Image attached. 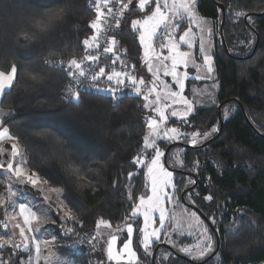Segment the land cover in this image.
I'll list each match as a JSON object with an SVG mask.
<instances>
[{
    "label": "trees",
    "instance_id": "1",
    "mask_svg": "<svg viewBox=\"0 0 264 264\" xmlns=\"http://www.w3.org/2000/svg\"><path fill=\"white\" fill-rule=\"evenodd\" d=\"M59 9H64L61 19L52 22L46 35H37L27 46L13 42L21 21L35 24L43 14ZM197 11L213 21L218 34L213 50L215 91L209 81L188 82L187 95L195 101V110L181 129L209 132L215 126L220 130L219 105L224 108L233 103L237 111L227 119L223 117L222 132L211 142L204 144L218 132L195 146L176 143L173 147L185 146L184 166L180 169L191 172L195 184L187 185L188 173H174L175 181L180 182L179 195L182 197L190 188L185 200L190 203V197L195 201L190 204L197 209L187 206L207 219L213 216L218 220L212 223L214 228L209 226L215 249L217 238L220 248L206 262L202 261L209 256L192 262L173 245L163 246L172 254L160 260L157 252L156 263L264 264V0H197ZM237 13L242 16L236 17ZM139 15L143 13L132 7L124 17L118 43L140 71L143 46L139 34L131 29V19ZM94 16L88 0H0V70H8L10 62H15L18 69L13 88L1 101L2 107L10 111L4 125L19 137L28 155V169L60 189L65 204L76 205L73 211L81 224L73 222V227L82 235H94L101 218L115 228L131 222L133 201L138 203L143 193V188H137L145 184V175L139 174L145 169L134 165L133 159L141 154L147 117L153 114L144 108L141 95L114 98L86 91L80 103L61 99L67 76L48 66L47 61L82 56L83 40L92 32L89 25ZM25 66L28 73L23 71ZM192 87L198 89V95L190 91ZM168 125L180 127V119L172 118ZM194 165L196 170L192 171ZM129 173L133 174L131 178ZM209 194L212 202L203 199ZM55 221L61 254L87 263L89 259L106 260L104 244H90L82 253H72L64 243L73 236L63 235L59 216ZM133 224L136 235V220ZM141 224L139 219V227ZM134 248L142 262L153 264L142 247H137L136 236ZM0 251L9 260L0 264H22V254L15 255L11 247Z\"/></svg>",
    "mask_w": 264,
    "mask_h": 264
},
{
    "label": "snow or ice",
    "instance_id": "2",
    "mask_svg": "<svg viewBox=\"0 0 264 264\" xmlns=\"http://www.w3.org/2000/svg\"><path fill=\"white\" fill-rule=\"evenodd\" d=\"M113 0H95L93 7L95 9V18L90 22L89 29L93 34L83 40V46L85 50H95L101 47V37H104L105 44L103 47V53H112L114 58L109 57L110 64L107 65V71L105 66H100V56L98 54H88L82 56L80 59L75 57L68 59L67 63L63 60L57 61L53 66H59L60 70L66 69V76L70 78L71 82L65 88V99L69 101L81 102L80 91L77 88L95 87L99 91H108L113 95L116 94L120 86L125 85L126 80L130 81L129 86L138 94L141 95V88L138 85H143L145 81L137 79V76L130 71L124 69L129 66L121 60L119 55H116L117 40L114 36L109 37L108 33L111 31L113 24L116 28L120 27L121 21L118 17H124L125 12L129 9V5H133V9H137V6L133 4V0H115V7L119 5L117 12H113L112 4ZM196 0H139L138 12L143 13V18L131 19V29L138 33L139 44L143 46L144 61L148 64V71L152 73V76L159 80L158 69L152 66V61L155 59L164 68V75L170 76L172 80L178 85L179 90H173L172 87L163 83V91H157L156 82H152V86L147 88V94L143 95L146 103L144 108L151 109L156 113L155 116H150L146 121L148 133L143 137V148L140 150L141 154H138L133 159V164L139 166V168L146 171L140 172L141 176H147V185L140 184L137 188H143L144 191L139 195L138 203L133 201L134 207L131 212V216L136 218L137 222V247H143V254L145 256L151 255V250L154 242L161 241V233H164L165 240L171 243L173 247H177L175 241L171 239L173 232L184 235H192L194 230H198L197 242L195 244H187L179 248V251L193 257L197 260H202L209 254L215 251L214 245V233L209 234V228L204 224V221L200 217L192 212L188 208L183 207V199L178 194L180 193V182L174 181V173L165 167V162L162 158L165 156L164 150L157 141H163L164 147L167 148L169 144L178 141L186 140L192 145L201 143V138L208 139L211 135L219 131L218 127L213 126L210 132H200L197 130L181 131L184 124L189 123L187 117L193 112V100L184 95L186 87V81H214L215 72L214 56L211 54L213 44V29L208 25L207 21L200 17L195 11ZM64 9L52 11L50 14H43L41 19L36 21L35 24L30 23L28 20L21 21L12 36L13 42L19 45L27 46L37 35H46V30L52 25L55 20L61 19V14ZM131 15V13H130ZM129 15V19H130ZM242 15V13H237ZM111 17V21L109 20ZM35 19L34 17L32 18ZM187 20L186 30L181 27L180 21ZM125 24L128 23L126 19ZM192 25H195L199 29V32H193ZM182 31V35L178 38L176 33ZM197 40L199 41L198 52L199 56H195L193 50L197 46ZM160 41L159 48H167L168 55L164 56L162 52L157 51L154 47V42ZM181 44L186 45L187 50L181 49ZM201 59L202 63H198L197 60ZM166 61H170V65L166 64ZM119 62L121 70H117L114 65ZM189 66L195 71V75H191L188 71ZM135 68V65L131 66ZM184 71H179L180 68ZM23 71L28 73L29 70L25 66ZM17 64L10 62V68L8 70H0V97H6L8 93L6 90L13 88L14 81L17 80ZM36 76H32V79H36ZM101 78H105L107 86L101 88L99 81ZM76 85L77 87H73ZM213 92L215 91V83L212 85ZM190 91L194 95H198V89L192 87ZM204 92H208L207 88L203 89ZM155 93L154 99L149 97ZM209 95H211L209 93ZM173 105H183V110L172 109L170 114H166V109L172 108ZM3 109L0 108V113ZM228 112L225 110L224 117L227 118ZM170 117H179L180 127H167L164 126ZM175 124L176 121H173ZM4 119L0 118V141H11V158L8 160L6 167L3 162H0V172L4 174V179L0 180V184L3 185V195H0V208H3L4 215L8 217V221H0L5 229L9 228V222L12 223V233L5 239L0 235V248L7 245H11L14 249H23L24 253L30 252L29 245L34 244L36 252L37 262L41 259V247L42 245L47 247L50 242L45 240L41 241L36 235H29V233L39 232L40 226L48 223L46 216L38 215L42 209H44V202L49 199L47 195L43 199L38 200L34 195L32 200L23 199L27 202H20L14 199L18 196V193H23L26 187H31L35 192H42L44 189L40 188L42 181L38 173L30 171L26 167V160L23 157L19 147V137L12 135L7 126H2ZM151 150V151H149ZM3 151V149H0ZM17 157H20L17 160ZM178 163L183 165V161L179 160ZM15 165V166H14ZM196 170L194 165L192 171ZM132 173H129V177H132ZM46 183V181H45ZM189 184H195V180H189ZM14 185H22L24 187L16 188ZM56 191V189H51ZM150 193V194H149ZM184 196H189V193H184ZM131 199V195L129 196ZM208 202L213 201L211 194L203 197ZM192 203H195L193 200ZM168 204H172L170 209ZM12 211L9 212L8 209ZM57 208L63 212V218L66 220H75L76 214L73 209L76 205L69 207L63 202L58 203ZM181 208L182 213L187 215L188 225L185 229L179 221L176 220L175 209ZM143 218V226L139 227V217ZM17 217L23 219V226ZM208 219L216 224L218 221L209 216ZM175 226L173 227V223ZM251 222V221H249ZM235 223V222H234ZM101 226L105 228H112V224L103 218L97 223V228ZM15 229H19V237L21 243H16ZM72 230L69 229L68 232ZM116 232H126L127 235L122 243V250H117L118 237L114 234H109L110 239L107 241V259L109 261H115L116 264H122L126 261L127 264H138L140 258L137 256V252L133 249V226L127 224L126 228L121 229L117 227ZM97 232V235H100ZM236 233L234 232L233 235ZM43 259L48 260L51 264L53 259H59L56 253L49 252V254ZM62 264H73L72 261L65 258Z\"/></svg>",
    "mask_w": 264,
    "mask_h": 264
},
{
    "label": "rangeland",
    "instance_id": "3",
    "mask_svg": "<svg viewBox=\"0 0 264 264\" xmlns=\"http://www.w3.org/2000/svg\"><path fill=\"white\" fill-rule=\"evenodd\" d=\"M195 9H196V7H195ZM201 16V15H200ZM240 17V16H242V15H236V17ZM138 18H143V15H139V16H137L136 17V19H138ZM204 20H206L207 21V23H208V25H210L211 27H212V29H213V44H212V49H211V54L213 55V50H214V38H215V35L217 36L218 34H217V31H216V28H214L215 27V25H214V23L213 22H211V20H209V18H204ZM180 24H181V26H183V29H185V28H187V26H188V24H187V20H182V21H180ZM195 29H196V32H199V29L198 28H196L195 27ZM180 35H182V31H178L177 33H176V36H177V38L180 36ZM161 42L160 41H156V42H154V47H156L157 48V51H160V52H162V54L164 55V56H167L169 53H168V49L167 48H163V49H160L159 48V44H160ZM198 46H199V41L197 40V46H196V48L193 50V52H194V55L195 56H199V52H198ZM181 49L182 50H187V47H186V45H183V44H181ZM143 57H144V55H143ZM145 62V61H144ZM197 62L198 63H202V60L201 59H198L197 60ZM166 64H169L170 65V61H166L165 62ZM146 64V63H145ZM152 66L154 67V68H156V69H158V71H159V80H156V78L155 77H153L152 76V73L150 72V71H148V64H146V70H147V72L149 73V74H151V79H149V77H145L144 76V72H142V70H140V75H141V77H143L142 79L145 81V83L143 84V85H141V97L143 98V95L144 94H147V88H149V87H151L152 86V82L153 81H155L156 82V86H157V91H163L164 89H163V83H167V84H169L171 87H172V89L173 90H176V91H178L179 90V87H178V85H176L175 84V82L172 80V78L170 77V76H165L164 75V68H163V66H161L160 64H159V62L158 61H156L155 59H153V61H152ZM214 67H215V62H214ZM179 71H184V69L181 67L180 69H179ZM188 71H189V73H190V76L191 75H195V71L191 68V66H189V69H188ZM213 76H214V81L213 80H209V82L213 85V83H215L216 82V69H215V72L212 74ZM161 82H163V83H161ZM188 82L189 81H186V87H185V90H184V95H186V96H188L187 95V88H188ZM199 82V81H198ZM211 85V86H212ZM155 98V93H153L150 97H149V99H154ZM189 98V97H188ZM189 99H191V100H193L192 98H189ZM143 101H144V99H143ZM146 103V101H144V104ZM183 105H173L172 106V108H168V109H166V114H170V112L172 111V109L173 108H175L176 110H183ZM147 109V108H146ZM149 111H152L151 109H148ZM194 110H195V101L193 100V112L191 113V114H193L194 113ZM225 110H227V112H228V115H227V118H229L232 114H234L236 111H237V106H236V104H233V103H231V104H228V105H226L224 108H222V115H223V117H224V112H225ZM152 115H149L148 117H147V120L149 119V117L150 116H155L156 115V113L154 112V111H152ZM191 114H189V116L191 115ZM188 116V117H189ZM187 117V118H188ZM172 118H176V119H179V117H170L169 118V120L170 119H172ZM227 118H225L224 117V119H227ZM169 120L166 122V124L164 125V126H167V127H178V126H169L168 125V122H169ZM181 131H183L182 129H181ZM210 132V131H209ZM148 133V129H147V131H146V133H145V135ZM212 136V135H211ZM205 140H207V139H203V138H201V141L202 142H204ZM183 141H186V140H178V141H175V142H173V143H183ZM201 142V143H202ZM157 143H159L160 144V141H157ZM188 143H190V142H188ZM172 144V143H171ZM191 144V143H190ZM199 144V143H198ZM161 145V148H162V150H164V152L166 153V149L168 148H165L164 147V145H162V144H160ZM170 145V144H169ZM172 151H170L169 152V155H168V163H169V165L172 167V168H178V169H180V168H182L183 166H184V153H185V146H178V147H175L174 149L172 148L171 149ZM149 151H151V150H149ZM177 157H179V160H182L183 161V165H181V164H179L178 163V160H177ZM162 161H164L165 162V156L162 158ZM165 167H167L168 169H169V167L166 165V163H165ZM170 170V169H169ZM146 171V170H145ZM171 171V170H170ZM174 173V172H173ZM0 175H3L4 176V174L2 173V172H0ZM176 175H175V173H174V181H175V179H176ZM189 180H194V177L193 176H188L187 177V185H192V184H189L188 183V181ZM43 181V180H42ZM147 183H148V181H147V176L145 175V185H147ZM15 186H17V185H14V187ZM21 187H24V186H21ZM39 187L40 188H42V189H44V191H42V192H35V190H33L31 187H26V189H25V191L23 192V193H18L19 195H20V197L24 194V193H26L27 195H28V193H29V196H31L30 194H33L34 193V195L36 196V198L38 199V200H40V199H43V197L45 196V195H47L48 197H49V199L47 200V201H45V204L47 205V207L50 209V214H49V218H50V222L49 223H47V224H45L44 226H43V229L41 228L40 230H39V232L40 233H44V235L43 236H40L39 237V240H41V241H45V240H47V241H49L50 242V244L47 246V247H45V246H43L42 245V247H41V253H40V255H41V259L37 262V260H36V255L35 254H33V249H30V252H28V253H30L29 255V259L28 260H26V263L25 264H50V262L48 261V260H45V259H43V257H45V256H47L48 254H49V252H54V253H56V256L59 258V259H53L52 261H51V264H62V261L65 259V258H67L68 260H70V261H72L73 262V264H109L110 262H113V264H116V262L115 261H109L108 259H107V241L110 239V233L111 234H114V235H116L117 237H118V239H117V245H116V247H117V250L119 251V250H122V243H121V241H123L124 239H125V237H126V235H127V233L126 232H116L115 231V227H112V228H105V227H103V226H101L99 229H95V233H94V237H92V245H94V246H98V244H104L105 245V252H106V254L104 255L105 257H106V260H104V262H102V261H98V260H92V259H89V263H87V262H85L84 260H82L81 258H78V257H72V256H65V255H63V254H61L60 252H59V247H60V243H59V238H58V236L55 234L56 233V229H55V227H54V225H56V222L57 221H55V216L57 215V216H59V221L61 222L60 223V228L61 227H64V226H66V225H68V224H72V226H73V222H75V220H66V219H64L63 218V212L62 211H59L58 210V208H57V205H58V203H60V202H63L64 204H65V201L63 200V198H62V194H61V190L60 189H57V188H54V187H52V186H50L47 182L45 183V182H42L41 183V185H39ZM51 189H56V191H52ZM143 191H144V189H143ZM150 194V193H149ZM179 194V193H178ZM0 195H3V192H0ZM18 195V196H19ZM25 195V194H24ZM188 201L190 202V203H192V199L189 197V199H188ZM44 204V205H45ZM47 207H46V209H47ZM167 207L168 208H172L173 207V205L172 204H168L167 205ZM183 207L184 208H188V209H190L192 212H195L199 217H200V219L201 220H203L204 221V224L209 228V234H213L211 231H210V226L208 225V223L202 218V216L197 212V211H195L194 209H192V208H189L186 204H184L183 203ZM1 211V210H0ZM46 211V210H45ZM48 211V210H47ZM47 211L45 212L46 214H47ZM41 213H43V210H41ZM175 213H176V220L177 221H179V223L186 229L187 228V225H188V218H187V215L186 214H183L182 213V209L181 208H176L175 209ZM139 219L141 220V223H142V220H143V218H142V216L141 217H139ZM136 220V218H133L132 217V219H131V222H128V223H126V224H124L123 226H120L119 228H121V229H124V228H126V225L127 224H132V226H133V235H132V239H133V249L135 250V248H134V240H135V227H134V221ZM218 221V220H217ZM212 223V222H211ZM143 226V223L141 224V227ZM173 227L175 226V222L173 223V225H172ZM1 230L3 229L5 232H7V233H12V227L9 225V228L8 229H5L2 225H1ZM71 229L73 230V231H75V228H73V227H71ZM4 232V233H5ZM97 232H100L101 234L100 235H97ZM197 236H198V230H194L193 231V233H192V235H187V233L185 232V234L184 235H180L179 233H176V232H173L172 233V235H171V239L173 240V241H175L176 242V244H177V250H179V248L180 247H183L184 245H187V244H195L196 242H197ZM176 237V238H175ZM214 240H215V237H214ZM185 241H189V242H185ZM160 243H166V244H169V245H172L171 243H168L166 240H165V237H164V233L162 232L161 233V241L160 242H154L153 243V246H152V250H151V255H149V257L150 258H152V255H153V253H154V250H155V248H156V246L158 245V244H160ZM157 244V245H156ZM64 245H66V244H64ZM67 246V245H66ZM7 247H11L12 248V246L11 245H7V246H5V247H3V248H7ZM141 247H142V245H141ZM214 248H215V245H214ZM0 249H2V248H0ZM15 252V255H17V254H19V253H21L22 254V257H21V262L23 263V259L25 258V254L26 253H24L21 249L19 250V249H14V248H12ZM70 249H71V247H70ZM142 249H143V247H142ZM89 250V249H88ZM71 251H72V253H74V254H78V253H76L74 250H72L71 249ZM136 251V250H135ZM181 252V251H180ZM182 254H184V255H186V256H188L189 258H192L193 260H196V261H199V260H197V259H194L193 257H191V256H189V255H187V254H185V253H183V252H181ZM170 254H172L171 253V251H169V250H166V249H164L163 247H161L160 249H159V251H158V258L160 259V260H162L163 259V257L164 258H167V257H169L170 256ZM210 255V254H209ZM208 255V256H209ZM137 256L139 257V255L137 254ZM207 257V256H206ZM205 257V258H206ZM148 258V257H147ZM149 259V258H148ZM204 259V258H203ZM92 260V261H91ZM2 261H9L8 259H4L3 258V256H2V253H1V251H0V262H2ZM140 262L141 263H139V264H146L145 262H142L141 260H140ZM122 264H127V262L126 261H123L122 262Z\"/></svg>",
    "mask_w": 264,
    "mask_h": 264
},
{
    "label": "built area",
    "instance_id": "4",
    "mask_svg": "<svg viewBox=\"0 0 264 264\" xmlns=\"http://www.w3.org/2000/svg\"><path fill=\"white\" fill-rule=\"evenodd\" d=\"M136 1L137 0H133V4L134 5H135ZM94 2H95V0H88L89 7L95 13V9L93 7ZM113 4H115V0H113L112 4H109V7H112L113 12H117L118 9H119V5L117 4L115 7H113ZM132 7H133V5H129V9L125 12V16L129 13V11L132 9ZM124 17H118L120 19V21H121V24H122V21H123ZM94 18H95V16H94ZM109 20L111 21V17H109ZM121 24H120L119 28H116L115 25L113 24V27H112L111 31L108 33V36L109 37L114 36L116 38V40H117V44H116V50L117 51H116L115 54L119 55L121 60H123L124 63L129 66L128 68H126L124 70L132 72L134 75L137 76V79H141L142 77L140 75V71L137 69L136 66H135V68L131 67L132 65H135V64L127 57V55L125 54L124 50L121 49L120 46H119L118 35H119V32H120ZM92 34H93V32H91L86 38L90 37ZM105 42L106 41H105L104 37H101V41H100L101 47L99 49H95V50H85V48H84V52H83L82 56L88 54V52H91L92 54H98L100 56V61H101L100 66H105L106 67V71H107V65L110 64L109 57L114 58V55L112 53H103V47H104ZM82 56L75 57V58L80 59ZM68 59H71V58H65V57L51 58V59H49L47 61V65L52 67V68H54V69L60 70L59 66H55L54 67L53 64L55 62L61 61V60H63L65 62V64H66ZM114 67H116L117 70H121V66H120L119 62L116 65H114ZM60 71H62V70H60ZM63 72L66 74V69L63 70ZM67 79H68L67 83L64 86V88L62 89L60 97L66 103H77L75 101H69V100L64 98L66 96L65 88L67 87V85L72 83L70 78L67 77ZM98 83H99V86L101 88L107 86V82H106L105 78H101V80ZM129 84H130V81L126 80L125 85L120 86V88L118 89V91L116 92L115 95H113L111 92H108V91H99L95 87L77 88V90L80 91L81 97H82V93L86 92V91H94V92H98V93H102V94H107V95H110V96H112L114 98H118V97H121V96H124V95L137 96L138 94L129 86ZM138 86L141 88V85H138ZM73 87H77V86L73 85ZM75 222H78L79 225L81 224L79 222V220L77 219V217L75 219ZM71 227H73L72 224H68V225H66L64 227H61V232L63 233V235L65 237L73 236V238H74L71 241H68V242H66L64 244L67 245V246L65 245L67 248L71 247L72 250H74L76 253L80 254V253H82L84 251L86 246L92 244V237H94V235H91V234L82 235V234L76 233L75 231H73L71 229ZM69 229H71L72 231L68 232Z\"/></svg>",
    "mask_w": 264,
    "mask_h": 264
},
{
    "label": "crops",
    "instance_id": "5",
    "mask_svg": "<svg viewBox=\"0 0 264 264\" xmlns=\"http://www.w3.org/2000/svg\"><path fill=\"white\" fill-rule=\"evenodd\" d=\"M138 4H139V0H137L136 1V3H135V5L137 6V8H138ZM195 11L197 12V14L199 15V13H198V11H197V0H196V9H195ZM200 16V15H199ZM200 17H202V16H200ZM203 19H204V17H202ZM210 20V19H209ZM211 22H213L212 20H211ZM192 27H193V32H196V29H195V25H192ZM185 30H186V28H185ZM196 33H198V32H196ZM143 61H144V57H143ZM142 72H144L143 74H144V76L145 77H149V79H151V74H149L148 72H147V70H146V64H145V62H144V64H143V68H142ZM143 78V77H142ZM15 82V81H14ZM9 90V89H8ZM8 90H6V92L8 91ZM2 98L3 97H0V108H2L3 109V112L2 113H0V118H3V119H5V117L10 113V111L9 110H7V109H5V108H3L2 107V105H1V101H2ZM2 126H5L4 124L2 125ZM11 133V132H10ZM11 144H12V142L11 141H0V149H3V151H0V162H3L4 164H5V167H6V164H7V162H8V160L11 158V151H12V148H11ZM18 147H19V149H20V151H21V153L23 154V157H24V159L26 160V162H27V159H28V155H27V153H26V151H25V149H24V147L21 145V143L18 141ZM20 159V157H17V160H19ZM15 166V165H14ZM27 167V166H26ZM28 168V167H27ZM29 170V169H28ZM41 178V177H40ZM43 179L41 178V181H42ZM42 182H45L44 180L42 181ZM22 185H17V186H15L16 188H19V187H21ZM4 194V193H3ZM25 194V195H24ZM21 197H20V195L19 196H17V197H15L14 199H17V200H19L20 202H27V200H32V197L34 196V193L33 194H30L31 196H29V193H28V195L26 194V193H24ZM23 197H26L27 198V200H25V199H23ZM44 204H45V202H44ZM45 207H44V209H42L43 210V213H41V211L40 212H38V215H41V216H46L47 217V220H48V223L50 222V216H49V212H50V209L47 207V205L45 204L44 205ZM46 207H47V209H46ZM0 221H8V217L6 216V215H4V210H3V208H0ZM47 211V214L45 213L46 211ZM8 211L9 212H11L12 211V209L11 208H9L8 209ZM17 219L20 221V223H21V225L23 226V219L21 218V217H17ZM12 223H14V221H12V222H9V225L11 226L12 225ZM45 224H47V223H45ZM45 224H43L42 226H40V229L42 228L43 229V226L45 225ZM0 227H1V225H0ZM96 229H98L97 227H96ZM5 231L2 229L1 230V228H0V235H2V236H4L5 237V239H7L11 234L10 233H7V232H5ZM15 232H16V243H21V239L22 238H20L19 237V229H15ZM36 235L37 236V238L39 239V237L40 236H43L44 235V233H40V232H35V233H29V235ZM29 248L30 249H33V254H35L36 255V252H35V247H34V244H30L29 245ZM20 250V249H19ZM21 250L23 251V249L21 248ZM30 253H26L25 254V258L23 259V263L22 264H25L26 263V260H28L29 259V255ZM139 263H141L140 262V260H139V262H138V264ZM30 264V263H29ZM35 264V263H34Z\"/></svg>",
    "mask_w": 264,
    "mask_h": 264
},
{
    "label": "water",
    "instance_id": "6",
    "mask_svg": "<svg viewBox=\"0 0 264 264\" xmlns=\"http://www.w3.org/2000/svg\"><path fill=\"white\" fill-rule=\"evenodd\" d=\"M222 9H224L223 6H222ZM247 17H248V16H246V18H247ZM223 23H224V21H223ZM223 23H222L221 30H222V38H223V41H224V43H225L224 35H223ZM218 108H219V115H220V121H221V128H220V130L218 131V133H217V135H216L215 137L211 138L210 140H208V141H207L206 143H204V144H207V143L211 142L212 140H214L215 138H217V137L221 134V132H222V127H223L222 105H219ZM243 111H244V108H243ZM175 144H176V143H172V144H170V145L168 146V148L166 149V153H165V163H166V165L169 167V169H170L171 171H173V172H186V171L181 170V169H178V168H172V167L169 165V163H168V155H169V152H170V150L175 146ZM179 144H182V145H185V146H188V147H192V146H194V145H192V144H190V143H187V144H185V143H179ZM186 173H188L189 176H193V174H192L191 172H186ZM188 190H190V188L187 189V191H188ZM187 191H185L184 193H186ZM184 193H183V194H184ZM183 194H182V199H183V201L186 203V205H188V206H190V207H192V208H194V209L196 210L197 208H196L194 205L188 203V202L185 200V196H184ZM197 211H198V210H197ZM199 213H200V212H199ZM200 215H201L204 219H206L208 225H210L212 228H214L213 224L211 223V221H210L209 219H207L203 214H200ZM163 246H167V247H169V248H172L169 244H166V243H160V244H158V245L156 246V248H155V250H154V253H153V255H152V258H151V261H152L153 264H157V263H156L157 252H158V250H159L161 247H163ZM219 248H220V241H219V239L217 238V247H216L215 251H214L211 255H209V257H207V258H206L204 261H202V262H206V261H208L209 259H211L213 256H215V255L218 253ZM178 254H180V253H178ZM180 255H181L182 257H184V258H186V259L192 261V262H198V261L193 260L192 258H189L188 256H186V255H184V254H180ZM146 259H148V258L146 257Z\"/></svg>",
    "mask_w": 264,
    "mask_h": 264
}]
</instances>
